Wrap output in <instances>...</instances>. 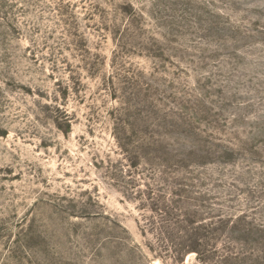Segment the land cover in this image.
Segmentation results:
<instances>
[{"label":"rangeland","instance_id":"obj_1","mask_svg":"<svg viewBox=\"0 0 264 264\" xmlns=\"http://www.w3.org/2000/svg\"><path fill=\"white\" fill-rule=\"evenodd\" d=\"M0 264H264V0H0Z\"/></svg>","mask_w":264,"mask_h":264}]
</instances>
